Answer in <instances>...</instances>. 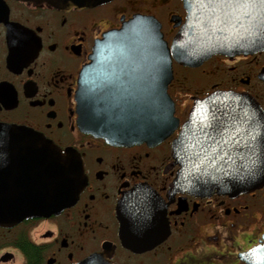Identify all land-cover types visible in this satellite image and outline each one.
Instances as JSON below:
<instances>
[{"label":"flooded vegetation","instance_id":"af4514ba","mask_svg":"<svg viewBox=\"0 0 264 264\" xmlns=\"http://www.w3.org/2000/svg\"><path fill=\"white\" fill-rule=\"evenodd\" d=\"M137 14L160 23L168 47L185 22L181 0H112L64 7L56 0H0V125L25 128L58 147L82 189L57 214L0 225V264H264V182L249 192L208 195L175 187L171 147L196 100L215 92L250 95L264 115V51L214 55L195 67L172 61L167 95L177 123L157 144L115 145L79 128L76 92L94 44ZM196 149L195 158L203 155ZM14 187L15 164L1 168ZM142 209L160 221L155 245L130 249L119 234L118 206L137 189ZM157 217V218H158ZM143 225H136L139 231ZM155 234V235H156Z\"/></svg>","mask_w":264,"mask_h":264},{"label":"water","instance_id":"95a60500","mask_svg":"<svg viewBox=\"0 0 264 264\" xmlns=\"http://www.w3.org/2000/svg\"><path fill=\"white\" fill-rule=\"evenodd\" d=\"M24 2L33 0H21ZM112 0H56L64 7H92ZM185 22L168 47L160 23L137 14L94 44L76 92L79 128L115 145L157 144L177 120L167 95L172 61L195 67L214 55L264 51V11L225 7L229 0H181ZM233 4L242 0H231ZM171 147L179 165L175 187L195 195L249 192L264 182V115L245 94L215 92L196 100ZM205 153L195 158L196 149ZM61 150L25 128L0 125V225L48 217L72 205L82 189ZM15 164L14 187L1 168ZM153 201L146 188L118 206L119 234L130 249L155 245L159 217L141 204ZM141 203V204H140ZM158 217V218H157ZM143 225L136 231V225ZM156 234V235H155ZM158 239V237H157ZM82 264H108L101 255Z\"/></svg>","mask_w":264,"mask_h":264},{"label":"snow or ice","instance_id":"6c2138e0","mask_svg":"<svg viewBox=\"0 0 264 264\" xmlns=\"http://www.w3.org/2000/svg\"><path fill=\"white\" fill-rule=\"evenodd\" d=\"M225 7H244L246 9H258L264 11V0H242V2H237L233 4L231 0L224 5Z\"/></svg>","mask_w":264,"mask_h":264}]
</instances>
